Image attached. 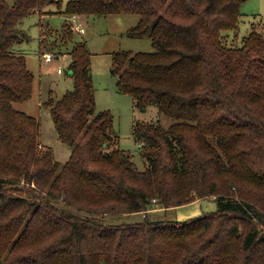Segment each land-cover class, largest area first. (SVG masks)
<instances>
[{
    "label": "trees",
    "instance_id": "trees-1",
    "mask_svg": "<svg viewBox=\"0 0 264 264\" xmlns=\"http://www.w3.org/2000/svg\"><path fill=\"white\" fill-rule=\"evenodd\" d=\"M60 2L0 0V264H264V32L254 23L234 42L243 0L65 2L67 16L137 13L126 34L151 37V51H114L110 69L135 106L174 119L133 121L144 169L113 147V115L95 111L90 53L68 21V44L53 38L49 51L68 54L73 86L40 103L70 146L64 163L39 148L38 117L15 107L34 81L13 48L29 39L20 23ZM210 196L215 211L162 216ZM131 213L142 217H99Z\"/></svg>",
    "mask_w": 264,
    "mask_h": 264
},
{
    "label": "rangeland",
    "instance_id": "rangeland-1",
    "mask_svg": "<svg viewBox=\"0 0 264 264\" xmlns=\"http://www.w3.org/2000/svg\"><path fill=\"white\" fill-rule=\"evenodd\" d=\"M6 1L9 4L13 3V0ZM66 1L61 0L60 7L56 3H51L43 6V10L39 9L40 11H34L25 16L20 26L28 33L29 39L13 45L15 51L25 55L27 66L34 73L31 96L26 100L15 102L14 105L17 109L38 117L39 142H41L39 148H50L54 158L60 163L68 159L71 149L67 143L58 138L49 108L40 103L47 98L49 90H52L55 97H60L73 86L72 77L65 73L70 62L68 55L65 58L54 57L51 61H45L42 57V52L57 48L55 42L54 44L51 42L53 38H56L63 47L68 44L60 39V36L58 37V31L67 20V15L62 12ZM241 12L239 29L234 38L236 44H240L242 36L252 29L254 23L258 26V30L264 32V27L260 25L264 23V0H243ZM82 18L85 20V31L75 32V38L84 41L90 53V75L94 88L95 111L109 110L112 113L115 131L113 147L122 148L130 153L136 166L144 169L147 161L140 154V145L133 135V121L135 119L152 121L168 127L174 119L158 111L154 104L147 105L145 108L135 106L130 94L118 90L117 77L111 73L110 69L114 51L121 49L134 52L151 51L153 49L151 37L148 34L142 37H131L126 34L127 29L137 23L139 19L137 13L86 14ZM41 27L46 34L42 41L39 39ZM223 32L228 33L231 38L234 36L232 31ZM57 66L62 68V73H57ZM216 208V200L210 196L167 209L162 216L184 221L215 211ZM99 217L105 222L117 223L136 221L142 215L140 213L107 214Z\"/></svg>",
    "mask_w": 264,
    "mask_h": 264
},
{
    "label": "built area",
    "instance_id": "built-area-1",
    "mask_svg": "<svg viewBox=\"0 0 264 264\" xmlns=\"http://www.w3.org/2000/svg\"><path fill=\"white\" fill-rule=\"evenodd\" d=\"M68 24L70 25V28L74 32H83L84 31V22L81 20L80 14L73 13L71 15L67 16ZM68 54L63 53H54L52 51H44L42 52V57L45 59V61H51L54 57H62L65 58ZM57 72H62V68L59 66L57 67Z\"/></svg>",
    "mask_w": 264,
    "mask_h": 264
},
{
    "label": "crops",
    "instance_id": "crops-1",
    "mask_svg": "<svg viewBox=\"0 0 264 264\" xmlns=\"http://www.w3.org/2000/svg\"><path fill=\"white\" fill-rule=\"evenodd\" d=\"M42 9V8H41ZM40 9V10H41ZM40 10H36V11H40ZM43 10V9H42ZM81 16V15H80ZM83 16V15H82ZM82 16H81V20L84 22V24H85V20L82 18ZM66 18H67V16H66ZM66 22H67V20H66ZM41 29H42V27H41ZM85 31V30H84ZM83 31V32H84ZM57 67H59V66H57ZM57 67H56V71H57ZM62 72H63V70H62ZM62 72H59V73H62ZM58 73V72H57ZM68 75H69V73H68ZM70 76V75H69ZM40 144H41V142H40ZM43 147H44V145H43Z\"/></svg>",
    "mask_w": 264,
    "mask_h": 264
},
{
    "label": "water",
    "instance_id": "water-1",
    "mask_svg": "<svg viewBox=\"0 0 264 264\" xmlns=\"http://www.w3.org/2000/svg\"><path fill=\"white\" fill-rule=\"evenodd\" d=\"M71 74V71H70V73H69V75Z\"/></svg>",
    "mask_w": 264,
    "mask_h": 264
}]
</instances>
